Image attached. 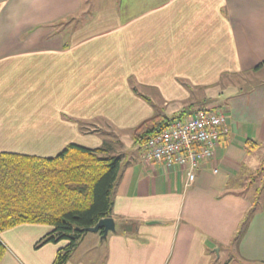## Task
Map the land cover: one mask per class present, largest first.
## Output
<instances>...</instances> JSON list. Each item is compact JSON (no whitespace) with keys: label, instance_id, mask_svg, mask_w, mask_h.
<instances>
[{"label":"crops","instance_id":"crops-1","mask_svg":"<svg viewBox=\"0 0 264 264\" xmlns=\"http://www.w3.org/2000/svg\"><path fill=\"white\" fill-rule=\"evenodd\" d=\"M263 62L264 0H0V153L49 158L87 137L121 157L115 232L86 233L66 264H264V202L234 239L264 153ZM196 108L227 131L187 185L143 162L133 130ZM50 231L0 233V264H52L67 242L35 248Z\"/></svg>","mask_w":264,"mask_h":264},{"label":"trees","instance_id":"trees-1","mask_svg":"<svg viewBox=\"0 0 264 264\" xmlns=\"http://www.w3.org/2000/svg\"><path fill=\"white\" fill-rule=\"evenodd\" d=\"M264 62L254 68L259 70ZM186 113L167 118L156 115L133 130V140L143 146L155 133L171 122L184 119ZM248 151L257 145L247 143ZM256 146V147H255ZM121 157L103 147L85 148L66 145L53 157L0 153V233L20 225H44L51 231L38 241L35 248L65 241L52 264H66L81 238V231L110 218L112 195L119 175ZM258 169L250 176L253 186L260 176ZM251 207L235 236L239 243L249 222L264 202V194L255 187L249 195ZM102 235V232H98ZM6 248L0 241V262Z\"/></svg>","mask_w":264,"mask_h":264},{"label":"built area","instance_id":"built-area-1","mask_svg":"<svg viewBox=\"0 0 264 264\" xmlns=\"http://www.w3.org/2000/svg\"><path fill=\"white\" fill-rule=\"evenodd\" d=\"M226 131L223 111L198 109L153 134L141 147V157L146 164L161 161L167 168L178 166L184 170L188 185L194 181L198 165L214 158L220 136Z\"/></svg>","mask_w":264,"mask_h":264},{"label":"rangeland","instance_id":"rangeland-1","mask_svg":"<svg viewBox=\"0 0 264 264\" xmlns=\"http://www.w3.org/2000/svg\"><path fill=\"white\" fill-rule=\"evenodd\" d=\"M235 82H236V84L241 83V82H239L237 80H235ZM208 100H210V99H208ZM204 110H206V109H204ZM156 112H158V111L156 110ZM36 126H37V128L31 129L30 131H28V136L29 137L31 136V138H28L27 137V139H31V140L37 139L36 137L38 136V125H36ZM83 139H86V140H85V142L81 146L87 147L89 145L90 140L92 138L84 137ZM82 141H84V140H82ZM32 146H34V144H32ZM103 148H105V147H103ZM30 149H34L37 152V153H30V154L38 155V146L32 147ZM141 153H142V150H141ZM258 160L259 161L257 162V167H258V169L261 168L262 170L260 171V176H259V178L256 179L255 184L253 186H249L248 187V183L250 182V177L246 181H243L242 182V186H243L242 187V192L243 193H246L248 195H251L252 194V192H253V190H254L255 187H259L260 194H262V195L264 194V153H262L261 155H259ZM250 173L253 175L255 172H250ZM222 261H223V257H222V259H220V263H222ZM231 264H236V263H235V261H233Z\"/></svg>","mask_w":264,"mask_h":264},{"label":"water","instance_id":"water-1","mask_svg":"<svg viewBox=\"0 0 264 264\" xmlns=\"http://www.w3.org/2000/svg\"><path fill=\"white\" fill-rule=\"evenodd\" d=\"M81 231L85 233H98L99 231H101V239H104L109 232H115V223L112 218H105L98 221V223L94 227L86 228ZM217 252L218 251H216V253Z\"/></svg>","mask_w":264,"mask_h":264},{"label":"bare ground","instance_id":"bare-ground-1","mask_svg":"<svg viewBox=\"0 0 264 264\" xmlns=\"http://www.w3.org/2000/svg\"><path fill=\"white\" fill-rule=\"evenodd\" d=\"M193 113V112H192ZM189 115V114H188ZM226 118V117H225Z\"/></svg>","mask_w":264,"mask_h":264}]
</instances>
